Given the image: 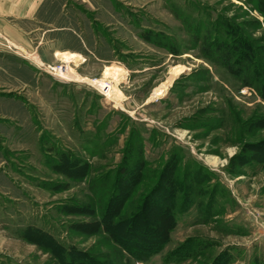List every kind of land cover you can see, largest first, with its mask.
I'll list each match as a JSON object with an SVG mask.
<instances>
[{
    "label": "rangeland",
    "instance_id": "1",
    "mask_svg": "<svg viewBox=\"0 0 264 264\" xmlns=\"http://www.w3.org/2000/svg\"><path fill=\"white\" fill-rule=\"evenodd\" d=\"M63 1L86 15L100 42L68 68L92 81L105 69L120 70L114 82L120 98L111 104L88 84L60 79L63 58L48 57L43 78L23 91L11 77L18 70L3 74L0 264H63L33 238H19L27 228L97 260L75 251V264H137L122 247L142 251L161 238L158 222L170 196L167 157L180 148L216 175L230 200L220 219L196 224L195 208L178 217L170 243L147 264H162L165 255L198 239L209 247L182 264H211L224 250L232 264L264 261V15L248 0ZM184 9L211 23L218 15L240 31L255 59L242 71L246 84L240 69L233 75L202 55L201 37L178 17ZM166 85L163 97L152 99ZM131 130L143 135L148 167L132 155ZM250 162L256 166L244 167ZM103 218L114 223L107 232L98 228Z\"/></svg>",
    "mask_w": 264,
    "mask_h": 264
},
{
    "label": "trees",
    "instance_id": "2",
    "mask_svg": "<svg viewBox=\"0 0 264 264\" xmlns=\"http://www.w3.org/2000/svg\"><path fill=\"white\" fill-rule=\"evenodd\" d=\"M248 1L251 4H255L254 7L264 15V0ZM178 17H180L185 24L187 23L189 33H192L194 38L200 40L201 37L200 52L204 57L208 56L210 59L217 61L224 71L233 75H236L234 73L240 69L241 74L238 75H240L242 83L246 84L248 82L246 76H244L245 73L242 71L252 59L255 60L254 53L253 50L249 48L248 42L243 37H240V31H238L234 25L224 21V19L218 15H216L211 23L208 16L203 18L201 14L195 13L192 9L190 11L184 9V13H180L179 11ZM203 21H207V24ZM201 24L206 25L204 32L200 29ZM201 32H203L202 35ZM237 38H239V41H237ZM249 73L251 72H248V74ZM258 83L259 78L255 85L256 87ZM129 142L132 144V155L136 157L139 164L138 166L141 168L150 166V162L144 159V149L142 145L144 142L143 135L137 130H131ZM169 153L166 167L169 170L168 178H170V180H168L167 185H170V190H168L170 196L165 203V211H163V215L160 217L165 220L158 222L161 238L155 244L146 247L142 251L136 250V248L130 244L128 248L122 247L123 250L127 252L128 256L137 264H147L154 257L163 252L171 241L172 233L177 228L178 217L189 214L190 211L195 208L196 213H198V219L195 221L196 224L207 223L212 217L220 219L221 216H224L226 211L224 207L230 200V196L227 195L226 190L219 184L216 175L214 176L204 170L203 167L192 159H188L186 153L181 148L172 150ZM252 166H256V164L250 162L244 167L249 168ZM213 180H215L214 184L211 188H208L206 185ZM145 204L142 201L141 204L135 207L140 210ZM117 209H119V207H117ZM121 209L122 208L118 211ZM108 210L109 206L107 208V211ZM121 211H123V209ZM111 214L112 218L116 215H114L113 211H111ZM103 221L104 218L98 222V228L99 230L101 229L107 232L109 225L112 226L111 224L114 223H105ZM232 233L233 232L229 230L226 234L231 235ZM19 238L24 241L33 238V240H35L34 243L40 246L45 252L52 256L58 255L59 258H57L59 260L61 259L63 264H75V261L71 258V255H74L75 251L77 255L88 256L89 259H92L90 261H97L84 251L63 247L49 234L35 228L23 230L19 234ZM209 245L207 241L201 239L197 241H187L181 244L175 251L165 255L162 264L186 263L188 260L201 255ZM233 262L234 258L230 254V251L224 250L211 262V264H232ZM79 264H81V262H79ZM86 264L90 263L87 262ZM250 264H264V261L255 258Z\"/></svg>",
    "mask_w": 264,
    "mask_h": 264
},
{
    "label": "crops",
    "instance_id": "3",
    "mask_svg": "<svg viewBox=\"0 0 264 264\" xmlns=\"http://www.w3.org/2000/svg\"><path fill=\"white\" fill-rule=\"evenodd\" d=\"M63 2L0 0V79L3 74L7 75L8 69L18 70L11 77L18 86L16 89L23 91L31 88L28 86L37 85L43 78L39 71L47 66L48 57L56 59L62 54H74L82 61L87 59L98 38L88 30L86 15ZM7 61L12 62L10 68ZM0 83L1 87L8 88L3 80ZM17 100L18 97L14 100L8 97L10 103Z\"/></svg>",
    "mask_w": 264,
    "mask_h": 264
},
{
    "label": "bare ground",
    "instance_id": "4",
    "mask_svg": "<svg viewBox=\"0 0 264 264\" xmlns=\"http://www.w3.org/2000/svg\"><path fill=\"white\" fill-rule=\"evenodd\" d=\"M60 58L61 59L63 58L67 65L69 64L70 61L75 60L79 57L74 54H62L60 55ZM179 70H181V67L180 68L176 67L175 71H179ZM119 73H121V71L118 69H105L102 73L101 79L92 81L79 77V75H76L68 68V65L65 68H59V70H57V74L59 75L60 79L68 82L88 84L89 86L101 91L103 95L106 97V100L111 104L116 103L120 98V91H118L114 85V82L117 81V77L119 76ZM109 78L112 80V82L107 81ZM169 86L170 85H166L161 87V89L155 90L154 93L152 94V99L162 98L163 95L166 93L167 89L169 88Z\"/></svg>",
    "mask_w": 264,
    "mask_h": 264
},
{
    "label": "built area",
    "instance_id": "5",
    "mask_svg": "<svg viewBox=\"0 0 264 264\" xmlns=\"http://www.w3.org/2000/svg\"><path fill=\"white\" fill-rule=\"evenodd\" d=\"M51 71H53V72H54V69H53V70L51 69Z\"/></svg>",
    "mask_w": 264,
    "mask_h": 264
}]
</instances>
